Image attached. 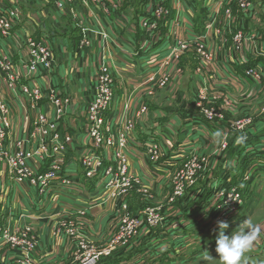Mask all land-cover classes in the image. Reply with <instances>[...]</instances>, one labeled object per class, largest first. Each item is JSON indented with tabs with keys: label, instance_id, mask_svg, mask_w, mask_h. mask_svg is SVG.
Masks as SVG:
<instances>
[{
	"label": "rangeland",
	"instance_id": "rangeland-1",
	"mask_svg": "<svg viewBox=\"0 0 264 264\" xmlns=\"http://www.w3.org/2000/svg\"><path fill=\"white\" fill-rule=\"evenodd\" d=\"M10 1L14 6L10 8L16 7L18 10L19 15L15 22L19 23L23 17L19 3L21 0ZM93 1L41 0L37 2L36 0V3L34 0L35 6L41 7L46 4L44 8L55 9L56 14H53V19H61L59 17L61 14H64V18L69 19L67 26L72 25L70 33H76L78 36L76 44L71 45L70 43L72 55H74V58L71 59L76 63L78 54L84 50H87L88 53L94 41L99 42L100 45L107 41L116 50L117 44L109 41L110 32L115 29L109 22L110 17L121 16L120 21L117 18V21L113 20L117 24L127 25L121 22L136 12L134 8L129 12H127V7L124 9L123 6L126 5L127 0H95L96 3ZM161 1L162 7L168 13L165 17L153 15V6L157 5L156 0H137L136 6L138 12H141L140 15L137 14L136 21L129 25V29L132 35L139 34L137 52L139 50L145 52L144 50L149 48L152 50L155 47H164L165 54H162L163 57L158 60L156 70L143 73L137 87L132 92H125V100L117 114L112 112L117 100V79L113 70L107 65L103 52L97 56L98 63L93 75L88 76L77 70L79 76H76L77 74L73 75L71 71L70 78L75 76V81L70 86L76 88L77 85L81 86L84 83L86 92L89 91L88 96L76 98L67 95L64 92V87H57L52 81L56 49L60 47L56 40L32 38L25 31L22 32L24 36L20 40L19 32L15 27H12L11 31L9 30L5 35L0 33V46L5 41L11 43L15 50L20 51V58L15 59L16 64L10 53H0V58L6 60L2 63L1 69L3 67L5 69L6 64L11 63L10 70H12L11 75L5 76V78L3 73L0 74V108L2 107L5 111L3 114V110L0 111V129L5 124L8 126L6 144L0 141V264H49L39 258H37V263L34 258L40 245L37 238L38 232L32 226L35 219L30 215L25 203L16 200L17 191L24 188L34 190L38 195L48 200L52 199L50 195L40 193L37 187H29L25 182L29 178L34 179L35 175L40 172H44L49 164L59 161V157L62 158V156L53 155V146L51 147V144L45 142L43 135L45 131H50L53 137L57 135L59 142L63 139L64 142L69 140L66 143V152H64V161L66 162L68 159L72 161L71 158H67V155L71 149L73 150L74 143L81 144V148L77 149L81 151L79 156L73 155V158L76 157L75 159L78 160L80 167L83 162L87 161L94 170H96L97 164H100L98 168L102 169L110 165V161L114 162L113 159L120 160L117 158V151L125 158L126 175L119 177L121 180L118 179V181L123 184L122 179L125 178L129 182H125V185L119 190L107 187L105 180L102 181L99 177L98 171L94 174V178H89V180L97 179L102 185L107 200L114 201L113 210L111 209L112 212L107 218L108 227H113L104 244L95 242L93 236L86 234L89 222L85 213L83 217L67 214L54 216L57 219L55 218L56 223L50 232L52 239L62 236L72 243L75 242L67 234V231L72 228L75 234L78 233L74 238L83 240L89 248L96 252L109 248L111 254L101 257L95 264H125L123 260L117 258L119 256L116 254L126 250L128 245L138 237L141 230L145 229L143 227L135 231L133 229L134 222L145 224L149 217H158L157 225H146L150 230H158L169 217L177 216L183 210L185 212L180 215V220L175 222V226L188 230L186 233L181 231L183 235H192L193 230L204 227V224L208 226V235L213 233V237L209 236L203 245L200 244L198 247L197 254H200V250L208 249L212 244L216 245L215 241L219 232L216 221L211 219L212 212H207L204 208L206 205L203 207V204L206 201L212 203L213 200V204H215L216 199H221L220 196H222V204L226 206L225 211H228L235 203H227L226 198L229 199V196L233 194L232 199H236L234 195H237L241 200L240 209L237 211L242 212L243 208L245 209L246 195L243 184L246 186L252 182H249L248 165L254 160L252 155L244 154V151L239 152L241 147H238L242 143V148H244L249 139L256 136L260 129L264 134V84L261 83L264 79V64L258 65L256 64L258 61H255L254 65L251 61H247L246 56L256 48L257 52L255 51L254 55L259 60L264 58V0ZM0 7H4L1 1ZM186 12H191L193 19L198 17L204 19L201 22L203 27L199 28L197 33L182 36L179 32L187 28L184 18ZM240 16L251 22V27L234 28V25L239 22L238 19H242ZM144 22L154 26V29L144 28ZM29 40L35 45L33 52L37 51V70L34 73L27 72L28 69L25 65L30 52ZM179 42L186 45L178 46ZM259 42L263 46L257 48ZM228 47L231 55L234 56H230V58L233 59V62L235 61L236 68L241 72V79L236 76L232 77L235 83L242 81L248 85L251 84L244 90H236V84L233 89L224 86L218 78L208 82L202 77L207 70L216 68V59L221 56L222 50ZM172 52H177V59L168 61ZM42 54H45L52 62L50 68L52 71L49 73L42 71L44 69L41 64ZM205 54L211 56V62H206ZM152 62L156 63L155 60ZM90 65L91 60H83L82 68L89 69L92 67ZM187 67H191V70H187ZM151 75H154L155 80L146 83V78ZM43 77L47 80V85L39 86L32 83ZM107 77L109 80L105 81ZM229 82L231 83L230 80ZM98 91L107 92L108 101L104 109L101 110L102 120H105L103 124L98 125V120H93L90 124L87 123L88 129L99 127L100 132H103V134L101 133L103 142L98 147H93L92 138L90 134L86 133L85 121L87 114L90 115L87 121L95 117L91 111L93 100L97 97H106L105 94L97 95ZM132 103H136V105L133 106ZM184 103H187V107L196 111L201 118L202 124L199 128L202 131H212V135H216V139L209 146L201 147L197 149L198 151L183 156L182 162L176 166L175 170L170 174L159 176L157 185L153 186L154 180L151 181V177L145 181L130 169L126 153L130 135L135 129L136 122L142 116L151 113V106L154 104L164 105L171 111L176 105ZM6 112L8 113L5 115ZM71 117L81 120V132H75V122H73L74 128H70ZM17 126L18 129H16ZM106 126L108 129L105 128ZM108 138L114 140L112 146L104 144ZM153 145L156 146L158 154L150 157L144 152L147 162L157 169L167 167L166 160L169 157V151L158 141H149L145 148L150 147L153 150ZM44 146L45 153L42 151ZM93 153H96V159ZM233 155L238 160L234 159ZM260 157L263 158V155ZM231 159L240 164H234L232 169L229 168ZM12 172H16L17 175L20 173L24 180L18 182ZM81 175L83 176V169ZM65 176L71 179L66 173ZM226 181L229 187L225 189L229 190L224 198L222 187ZM74 186L76 185L71 183V186L64 188L68 189ZM119 191H122L121 195H119ZM262 204L251 217V220L257 225L264 224V203ZM211 208L212 206H210V210ZM233 212L223 219L229 226L235 222H241V217H237L236 212ZM105 219L106 217L99 221L103 224ZM100 222H97L98 229H104ZM30 226L33 230L28 228ZM56 226L57 229H60L59 231L55 230ZM171 228H173V224L164 227L163 230ZM21 230L30 232L28 238L31 249L27 253L12 250L16 245L22 243L18 233ZM6 232L12 233L14 236L7 237ZM125 232H133V234L117 241ZM187 242H189L188 239ZM206 245H208L207 248ZM261 249H264V245ZM261 249L257 242L252 252L246 256L248 264H264V252L262 253ZM140 251V249L137 250L130 259L138 257L137 259L143 261ZM187 255V258H194L189 252ZM210 255L217 258L215 252ZM194 256L196 257V255ZM161 257L149 256L141 264H170L172 262V260L168 262L167 259H163L166 258L165 255ZM175 261H177L174 262L176 264H218L217 259L190 260L185 259L183 255H180ZM75 264L77 263L75 262Z\"/></svg>",
	"mask_w": 264,
	"mask_h": 264
},
{
	"label": "crops",
	"instance_id": "crops-1",
	"mask_svg": "<svg viewBox=\"0 0 264 264\" xmlns=\"http://www.w3.org/2000/svg\"><path fill=\"white\" fill-rule=\"evenodd\" d=\"M0 1L3 3V8L12 7L10 0ZM38 1L41 0H37V2ZM35 2L34 0H21L19 2L20 7L22 8L23 17L14 27L19 32L18 38H20V40L24 36L22 32L25 31V33L32 36V38L56 40L57 44L60 45L59 49L55 48L56 58L53 64L52 81L55 86L64 87V92L67 95L72 97L75 96L76 98L80 96H88L89 91L88 93L86 92L84 83L81 86L77 85L76 88L70 86L71 83L75 81V76L70 78L71 71L73 75L77 74L76 76H79L77 70L88 76L93 75V71L96 69L98 63L97 56L103 52V57H105L107 65L113 70L115 78L117 79V100L115 101L112 110V112L117 114L121 110L122 102L125 100V92H132V90L137 87L136 85L140 83L143 73L156 70L158 60L163 57L161 56L162 54H165L164 47H155L152 50L149 48L148 50H144L145 52L141 50L137 52V45L140 37L138 36L139 34L132 35L130 33L129 25L136 21L138 18L137 14L140 15L141 11L138 12L136 6L137 0H127L126 5L123 6L124 9L127 7V12H129L134 8L136 11L134 15L130 14V18L127 20L124 19L121 22L127 25H120L115 22L117 21L116 18L120 21L121 16H111L109 19L110 24L115 27V29L110 32L109 41L115 42L118 46L117 49H113L107 41L102 45H100L99 42L94 41L89 52L87 53V50H84L82 53H79L78 57H76V59H78L77 63L73 62L71 58H74V55H72L71 45L73 43L76 44L78 36L76 33H70L72 25L70 27L67 26V24H69V19L64 18V14L59 15L61 19H53V14H56L55 9L44 8L46 4L41 7H38V5L35 6ZM195 10L198 11L197 8H195ZM256 14L258 13L256 12ZM240 17L242 19H238L239 22L234 25V28L251 27V22L245 20L246 18L243 16ZM184 18L186 19L185 24L187 28L182 29L179 32L182 36L185 34L192 35L193 33H197L199 28L203 27V23L201 24V22L204 19H200V17L193 19V14L191 12H186ZM206 40L208 39L206 38ZM3 42L4 43L0 46V53H10L15 63V59L17 57L20 58V51L15 50L11 43ZM261 45V42H259L257 48ZM255 51L257 52L256 48H254L252 52H249V55L246 56L247 61H251L254 65L255 61H258L256 63L258 65L264 64V58L259 60V58L254 55ZM220 54L221 56L216 59V68L207 70L203 73L202 77L208 82L218 78L224 86L231 89H233L236 84V90H244L246 87L251 86V84L248 85L242 81L235 83V80L232 78L233 76H236L238 79H241V72L236 68L234 64L235 61L233 62V59L230 58V56H234L231 55L229 47L227 49L224 48ZM84 59L91 60V68H82ZM153 60H155L156 63H153ZM236 64H238V62H236ZM187 70H191V67H187ZM78 78L80 79V77ZM32 83L39 86H45L48 82L45 77H43ZM261 83L264 84V79ZM132 105L135 106L136 103H132ZM187 106V103L178 104L170 111V109L164 105L154 104L151 106V113L142 116V118L136 122L135 129L130 135L126 149L130 169L144 178V180L151 177L150 180H154L153 186L157 185L159 176L162 177L165 174L172 173L176 166L182 162L183 156L194 153L201 147L205 148L209 146L210 143L216 139V135H212V131H202L199 128L201 127L200 124H202L201 118L197 115L196 111H193ZM71 118V123L69 122L70 128H74L73 122H75V132H81V120H77L75 117ZM220 128H222V126H220ZM16 129H18V126ZM250 139L244 148H242L243 145L241 142V146L238 147H241L239 152L244 151V154L252 155V159L254 160L248 165V170L250 172L249 182H252L249 185L247 184L248 186L243 184L244 193L246 195V207L245 209L243 208V213L238 212L236 215L237 217H241V222L230 224L225 233L226 235H230L232 232L237 231L239 224L242 223L244 219H251L252 214L263 205L262 203H264V143H262L264 140H259L264 139L262 130L260 129L256 136ZM149 141H158L169 151V157L166 160L167 167L157 169L155 166H151V164L147 162L144 152L146 149L145 146ZM78 148H81V144L74 143L73 150L71 149V152H68L67 155V158H71L72 161L70 159L67 160V168L65 169V173L78 183L75 184L76 186L65 189L62 186L54 185L48 193L52 198L51 200L38 195L32 189L24 188L17 191L16 200L24 202L30 215L35 219L32 226L38 232L37 238L40 244L34 255L37 263V258H39L49 264H75L73 243L62 236L58 239H52L50 237L51 229L57 219L54 216L58 217L67 214L83 217V215L76 214L80 211H84L86 214L85 217L89 222L86 234L93 236L92 238L95 242L100 244L105 243V240L113 227L112 225L111 228L108 227L107 218L112 212L111 209L113 210L112 205L114 201L107 200L102 185H100V182H98L97 179L89 180L83 178L81 175L82 169L78 160L75 159L76 157L73 158L74 154L79 156L81 151H78ZM262 155L263 158L260 157ZM232 157L238 160L235 155ZM222 160L226 161L225 159ZM234 164L238 165L240 163L231 159L228 167L232 169ZM210 204L209 201H206L203 204V207L206 205L204 208L207 212L210 211ZM184 212L185 211L183 210V212L177 214V216L174 215V217H169L167 222L165 221L162 227L158 228V230H150L148 228H145V230L143 228L138 237L128 245L126 250L116 254V256H119L117 258L123 260L125 264H141L142 262L144 263L145 259L149 256L161 257L165 255L166 258L163 259H167L168 262H171L172 260L170 264H176L174 263L177 262L175 259L180 255H183L185 259L197 260L199 258H205L204 251H207L209 254L214 253L216 245L212 244L208 249L203 251L200 250L201 253L197 254L200 244L203 245L209 236L213 237V233L208 235L207 225L204 224V227L193 230L192 235H183L181 231L186 233L188 230L180 226H175V222L180 220V215ZM104 217H106V219L102 224L99 220L104 219ZM97 222H100L101 227L103 226L104 229H98ZM172 224L173 228L170 230H163L164 227H169ZM259 226L262 229V235L258 240L259 249H261L264 245V224ZM187 239L189 242H187ZM186 245L189 247H185ZM207 246L208 245L205 247L207 248ZM139 249L141 250L140 257L144 260L137 259L138 257H132L134 258L133 260L130 259V257ZM188 252L194 258H187ZM261 252L263 253L264 249H261ZM194 255H196V257Z\"/></svg>",
	"mask_w": 264,
	"mask_h": 264
},
{
	"label": "built area",
	"instance_id": "built-area-1",
	"mask_svg": "<svg viewBox=\"0 0 264 264\" xmlns=\"http://www.w3.org/2000/svg\"><path fill=\"white\" fill-rule=\"evenodd\" d=\"M94 3H96V1H93ZM157 5L155 4L153 6V15L156 17H165L168 13L167 11L162 7V1L161 0H156ZM14 7V6H12ZM18 10L17 8H2L0 7V33L2 35H5L6 33H8V31H11V28L15 26V24L17 22H15V20L18 18ZM152 15V16H153ZM159 19V18H158ZM144 28L146 27L148 30L154 29V26H151V24H148L146 22L143 23ZM30 43V52L28 54V59L25 62L26 68L28 69L27 72L29 73H34L37 69H36V63H37V51L33 52V48L35 47V45L33 44V42L31 40H29ZM186 44H182L181 42L178 43V46H185ZM206 57V62H211V56L205 54ZM172 59V61L177 59V52H172L169 56V60L170 61ZM4 61H6L5 59L3 60V58H0V74L3 73L4 78L5 76L11 75L12 70L11 69V63H7L4 67L1 69L2 63H4ZM41 64H42V71L44 73H49L52 70H50V68L52 67V62L49 61V59L45 56V54H42L41 57ZM166 78V77H164ZM109 78L107 77L105 79V81H108ZM155 80L154 75L149 76L148 78H146L145 82H153ZM101 94H105L106 97L105 98H101V97H97L93 100L92 102V113L95 116L94 118H92V120L87 121L90 117V115L87 114L86 116V126H87V130L86 133L90 134L91 138H92V145L93 147H98L102 142V134L103 132H100L99 127H96V129H94V127H91L90 129H88V125L87 123L89 122L92 123L93 120H98V125H102L103 121L102 120V115H101V110L104 109L107 101H108V93L107 92H102V91H98L97 95H101ZM3 110V108H0V111ZM61 111V110H60ZM5 111H2V114ZM8 112L5 113V115ZM106 129H108V126L105 127ZM102 133V134H101ZM7 135H8V126L7 124L4 125V127L2 129H0V141L3 144H6V139H7ZM44 138H45V142L47 144H51V147L53 146V155L54 156H62L59 157L60 160L57 162H53L51 164H49V166L46 168V170L44 172H40V174L35 175L34 179H27L26 185L29 187H37L39 189L40 193H46L48 194L51 190V187H53L54 185H59L64 187H69L72 184H77L76 181L69 179L68 177L65 176V169L67 168V162L64 161V152H66V143H68L69 140H65L64 139L59 142L58 140V136L55 135L54 137L52 136L50 131H45L43 133ZM114 143V140L111 138H108V141H106L104 144H106L107 146H112ZM122 143V141H121ZM155 145V144H154ZM153 145V150L152 148L150 149V147H148L145 152L146 154H148L150 157L152 155L155 156V154H158V151L156 150V146ZM42 151L45 153L46 152V148L45 146L42 148ZM6 154V153H5ZM117 159H113V161H110V165L105 166L104 168H98L100 166V164H97V168L96 170H94V168H91V164L86 162H83L82 164V169H83V176L86 179L89 178H94V174L98 171L99 177L102 179V181L105 180V182L107 183V187H114V189H118L123 187L125 185V182H129V180H125L122 179L123 184H121L118 179L121 176L126 175V162H125V158L124 156L117 151ZM93 155L95 156V159L97 158L96 153H93ZM64 162H65V166H64ZM12 175L14 176V178L18 181V182H22L24 179H22V177L20 176V173H18V175L16 174V172H12ZM121 180V179H119ZM246 180H248V178H246ZM135 182V181H134ZM229 184L226 181V183L223 185L222 190H223V197L225 198L226 193L229 189H225L228 188ZM124 192V191H123ZM122 191H119V195H121ZM233 194H231V196H229V199L226 198V202L227 203H235L234 205L229 206L231 208H229L228 211H225V205L222 204V196L221 199H216V203L213 202L210 204L212 206L211 210L209 212L211 213V219L213 221H216L215 223H217V221H223L224 218H226L227 216L231 215L232 213H234L233 211L236 212V214L238 213L237 210L240 209V202L241 200H239V196L234 195L236 199H232ZM223 205V206H222ZM228 208V207H227ZM77 214L79 215H84V211H80ZM151 219V221H150ZM158 217H149L147 219V221L144 223H139V222H134V228L135 231L138 228H148V226L146 225H157L158 223ZM214 224V223H213ZM30 229L33 230V228L30 226L28 227ZM55 230L59 231L60 229H57V226L55 228ZM133 231V232H135ZM69 234V238H71L72 240H75V242H73L74 245V252H75V262L77 264H95L97 263L101 257L103 256H108L111 254V252L109 251V248H104L103 250H101L100 252H96V250L89 248L86 243L83 240H78L75 239L74 237L78 234V233H74V230L72 228H70L67 231ZM133 232H125V234L121 235L122 237H120V239H117V241H121V238L123 237H128L131 234H133ZM18 233L20 234L22 243L16 245V247H14L12 250L15 251L17 250L20 253L23 252H28L31 249L30 243H29V238L28 235L30 232H23V230L18 231ZM7 237H12L14 236V234L12 233H7L6 232ZM75 234V235H74ZM23 238V239H22ZM80 239V238H79ZM14 241V240H13Z\"/></svg>",
	"mask_w": 264,
	"mask_h": 264
},
{
	"label": "clouds",
	"instance_id": "clouds-1",
	"mask_svg": "<svg viewBox=\"0 0 264 264\" xmlns=\"http://www.w3.org/2000/svg\"><path fill=\"white\" fill-rule=\"evenodd\" d=\"M219 232L215 241V253L213 258L204 251L206 260L217 259L218 264H248L247 254L252 252L262 235V229L251 219H244L239 224L238 230L226 235L225 230L229 227L226 221H217Z\"/></svg>",
	"mask_w": 264,
	"mask_h": 264
},
{
	"label": "bare ground",
	"instance_id": "bare-ground-1",
	"mask_svg": "<svg viewBox=\"0 0 264 264\" xmlns=\"http://www.w3.org/2000/svg\"><path fill=\"white\" fill-rule=\"evenodd\" d=\"M165 157V156H164ZM163 159V158H162ZM161 161V160H160ZM105 166V165H104ZM234 185V184H233Z\"/></svg>",
	"mask_w": 264,
	"mask_h": 264
}]
</instances>
